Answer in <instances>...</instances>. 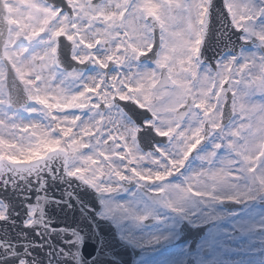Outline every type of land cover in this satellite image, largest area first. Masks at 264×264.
<instances>
[{"label":"snow or ice","instance_id":"snow-or-ice-1","mask_svg":"<svg viewBox=\"0 0 264 264\" xmlns=\"http://www.w3.org/2000/svg\"><path fill=\"white\" fill-rule=\"evenodd\" d=\"M201 218L264 235V0H0V264Z\"/></svg>","mask_w":264,"mask_h":264},{"label":"water","instance_id":"water-1","mask_svg":"<svg viewBox=\"0 0 264 264\" xmlns=\"http://www.w3.org/2000/svg\"><path fill=\"white\" fill-rule=\"evenodd\" d=\"M50 198H57L56 203H46L43 206L44 215L48 217L49 222H57L59 224L65 223L63 214L59 206L58 198L63 193L58 189L54 192L47 194ZM43 200V197L40 198ZM96 207L99 208V197L96 198ZM227 207H239V206H227ZM61 217L57 220V217ZM69 217L68 222H70ZM193 229L197 234H185L184 239L193 238L194 241L199 240L204 236L207 227L191 228L187 225L183 230ZM186 232V231H184ZM98 238L106 241L110 247L106 248L104 254L101 255L100 248L98 247ZM83 246L80 253V259L84 261V264H93L94 259H102L105 264H135L136 258L141 254V249L136 247L131 242L125 240L120 235H117V229L112 227L107 222L101 221L98 225L86 226L83 229Z\"/></svg>","mask_w":264,"mask_h":264},{"label":"flooded vegetation","instance_id":"flooded-vegetation-1","mask_svg":"<svg viewBox=\"0 0 264 264\" xmlns=\"http://www.w3.org/2000/svg\"><path fill=\"white\" fill-rule=\"evenodd\" d=\"M192 224L204 223L194 222ZM214 225L217 226V223L215 222ZM157 228L158 227H151V230L145 229L143 235H145L146 233H152L155 235H167L170 240H168L166 245L161 250H151L148 254V257H146V259H149V262L145 263L144 261H142L143 263L141 262L140 264H187L190 259H192L195 264H219V260L215 255L216 251L214 250L213 246L214 239L211 238V233H209L196 245L197 247L195 248V252L189 253L190 244H183L176 247L172 245L178 238V229L174 228L172 225H170L168 229ZM172 238L174 239L172 240Z\"/></svg>","mask_w":264,"mask_h":264},{"label":"rangeland","instance_id":"rangeland-1","mask_svg":"<svg viewBox=\"0 0 264 264\" xmlns=\"http://www.w3.org/2000/svg\"><path fill=\"white\" fill-rule=\"evenodd\" d=\"M230 210L228 212L234 211ZM245 212H247V209H245ZM251 216H255V213H251ZM211 220L209 219H205V218H201L200 221H197L195 223H211ZM217 226L214 225V223H211V227H208V233L205 235V237L211 233V238L215 240L218 232H220L221 230L223 231H228L231 228V224L229 222V220H222V221H218L216 222ZM237 223L239 224L240 221L238 220ZM155 234L152 233H146L144 236L148 237V236H152ZM135 240L134 242L138 245H142V240L141 238H136L133 239ZM167 243V241H163V243L161 244V246H165ZM237 243H238V247L236 248H232L228 250V257L227 259L224 258L225 254L224 252H215L216 258L219 260V264L222 261V264H264V255H262V253H264V248L262 246V243H264V235L260 236L258 239L253 238V237H249L246 243H242L240 242V238H237ZM154 245V244H153ZM148 248V246H145Z\"/></svg>","mask_w":264,"mask_h":264}]
</instances>
